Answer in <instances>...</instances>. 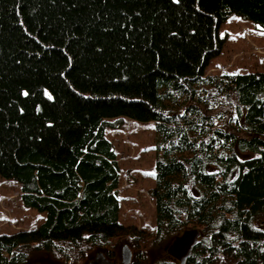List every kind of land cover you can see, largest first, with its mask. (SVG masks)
Wrapping results in <instances>:
<instances>
[{
  "label": "trees",
  "instance_id": "1",
  "mask_svg": "<svg viewBox=\"0 0 264 264\" xmlns=\"http://www.w3.org/2000/svg\"><path fill=\"white\" fill-rule=\"evenodd\" d=\"M233 15L264 30V0H0V175L47 214L0 235V264H120L122 239L149 264L190 228L186 264H264V72H206ZM122 117L155 122L153 230L119 221Z\"/></svg>",
  "mask_w": 264,
  "mask_h": 264
},
{
  "label": "rangeland",
  "instance_id": "2",
  "mask_svg": "<svg viewBox=\"0 0 264 264\" xmlns=\"http://www.w3.org/2000/svg\"><path fill=\"white\" fill-rule=\"evenodd\" d=\"M224 38L222 51L211 58L207 73H250L264 72V30L250 21L233 15L219 29ZM116 118L111 119L114 122ZM105 136L114 146L122 167L119 187L122 224H134L153 230L156 224L155 202L152 189L155 186V122L139 121L122 117L114 126L105 129ZM241 157L253 156L239 153ZM21 185L14 178L0 175V235L14 234L43 224L46 212L27 206L21 199ZM253 227L264 231V214L253 220ZM129 244L137 250L130 239H122L117 251ZM169 241L157 242L149 249V264L175 260L167 252ZM103 249L95 250L87 263ZM105 254V252H104ZM106 255V254H105ZM121 264V255H120ZM86 263V264H87ZM26 264H60L46 252H36Z\"/></svg>",
  "mask_w": 264,
  "mask_h": 264
},
{
  "label": "water",
  "instance_id": "3",
  "mask_svg": "<svg viewBox=\"0 0 264 264\" xmlns=\"http://www.w3.org/2000/svg\"><path fill=\"white\" fill-rule=\"evenodd\" d=\"M201 232L199 229L190 228L176 236L167 247L168 254L180 264H186L194 246L199 241ZM133 252L129 244L121 247V264H132ZM87 264H116L115 260L109 259L104 252H98Z\"/></svg>",
  "mask_w": 264,
  "mask_h": 264
},
{
  "label": "flooded vegetation",
  "instance_id": "4",
  "mask_svg": "<svg viewBox=\"0 0 264 264\" xmlns=\"http://www.w3.org/2000/svg\"><path fill=\"white\" fill-rule=\"evenodd\" d=\"M132 252H133V261H132V263L135 261V257H136V250L135 251H133L132 250ZM120 255H121V252H120ZM177 261V260H176ZM117 264V263H116Z\"/></svg>",
  "mask_w": 264,
  "mask_h": 264
},
{
  "label": "snow or ice",
  "instance_id": "5",
  "mask_svg": "<svg viewBox=\"0 0 264 264\" xmlns=\"http://www.w3.org/2000/svg\"><path fill=\"white\" fill-rule=\"evenodd\" d=\"M176 2L179 3V0H176ZM262 34H264V33H262ZM46 94H47V93H46ZM25 95H27V92H25Z\"/></svg>",
  "mask_w": 264,
  "mask_h": 264
},
{
  "label": "bare ground",
  "instance_id": "6",
  "mask_svg": "<svg viewBox=\"0 0 264 264\" xmlns=\"http://www.w3.org/2000/svg\"><path fill=\"white\" fill-rule=\"evenodd\" d=\"M197 205V204H196Z\"/></svg>",
  "mask_w": 264,
  "mask_h": 264
}]
</instances>
